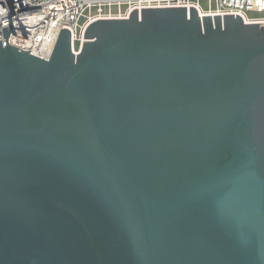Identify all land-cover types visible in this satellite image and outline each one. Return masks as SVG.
Returning a JSON list of instances; mask_svg holds the SVG:
<instances>
[{
    "label": "water",
    "instance_id": "95a60500",
    "mask_svg": "<svg viewBox=\"0 0 264 264\" xmlns=\"http://www.w3.org/2000/svg\"><path fill=\"white\" fill-rule=\"evenodd\" d=\"M0 40V264H264V23L97 19L74 54Z\"/></svg>",
    "mask_w": 264,
    "mask_h": 264
},
{
    "label": "built area",
    "instance_id": "2783aa9c",
    "mask_svg": "<svg viewBox=\"0 0 264 264\" xmlns=\"http://www.w3.org/2000/svg\"><path fill=\"white\" fill-rule=\"evenodd\" d=\"M179 6H192L200 16L238 14L244 23H264V0H0V40L2 28L12 25L10 45L49 59L61 28H67L78 54L87 26L97 19H126L135 8Z\"/></svg>",
    "mask_w": 264,
    "mask_h": 264
},
{
    "label": "rangeland",
    "instance_id": "374dc122",
    "mask_svg": "<svg viewBox=\"0 0 264 264\" xmlns=\"http://www.w3.org/2000/svg\"><path fill=\"white\" fill-rule=\"evenodd\" d=\"M202 4H203L204 7H207V2L206 1H203ZM76 46H79V43H76Z\"/></svg>",
    "mask_w": 264,
    "mask_h": 264
},
{
    "label": "bare ground",
    "instance_id": "6f19581e",
    "mask_svg": "<svg viewBox=\"0 0 264 264\" xmlns=\"http://www.w3.org/2000/svg\"><path fill=\"white\" fill-rule=\"evenodd\" d=\"M76 51H78V49H76Z\"/></svg>",
    "mask_w": 264,
    "mask_h": 264
}]
</instances>
